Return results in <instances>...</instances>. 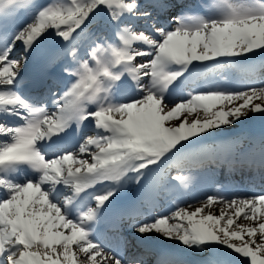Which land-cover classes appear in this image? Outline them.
Listing matches in <instances>:
<instances>
[{
	"label": "snow or ice",
	"instance_id": "snow-or-ice-1",
	"mask_svg": "<svg viewBox=\"0 0 264 264\" xmlns=\"http://www.w3.org/2000/svg\"><path fill=\"white\" fill-rule=\"evenodd\" d=\"M257 55L264 0H216L204 15L179 0H0V264H264V193L216 191L134 221L144 251L127 257L98 236L121 199L134 219L207 163L232 167L233 145L209 141L264 124V79L197 82ZM32 60L52 83L28 95ZM180 82L192 86L174 93ZM73 132L72 150L46 151ZM243 162L264 174V147Z\"/></svg>",
	"mask_w": 264,
	"mask_h": 264
},
{
	"label": "bare ground",
	"instance_id": "bare-ground-1",
	"mask_svg": "<svg viewBox=\"0 0 264 264\" xmlns=\"http://www.w3.org/2000/svg\"><path fill=\"white\" fill-rule=\"evenodd\" d=\"M202 1H204V3H207L208 2V1L206 2V0H202ZM210 1L213 2L214 0H210ZM179 2H180L181 5H189V4L192 3V1H190V0H179ZM190 8H192V7H190ZM208 12H209V10H204V9L199 10V11H194L193 10V12L191 11L190 15H192V14H194V15H204L205 13H208ZM95 31H96V29H93L91 32H95ZM16 51L18 52V49ZM14 55H15V53H14ZM261 61L262 62L260 64H257L256 67L254 68L253 72H251V73H247V74L245 73V75H244V72H242V71H240V72H237V71H228V72L231 75H234V73L235 74L236 73H238V74L242 73V75L244 77H241V78L238 75H234L235 76V79H236V82H238V81L241 82L242 80L245 81L248 77H250V78L253 79V81H254V79L255 80L257 79L254 83H258L259 80H261V77H262L261 74L264 75V59L262 58ZM226 74L227 73L225 71V72H223L222 76H226ZM262 79H264V78H262ZM208 81H212V80H208V79H205L203 77L197 83L203 84L204 85V88H207L209 86L208 83H207ZM213 81L218 83L219 82V78L218 79H214ZM176 85H177V87H191L192 86L191 83H186V82L177 83ZM203 85H201V86L203 87ZM221 86L229 87V84L227 86V83L224 82V84H221ZM240 129H241V127H240ZM236 137H238V136H236ZM216 143H219V139H216ZM243 144L246 145V146H243V145L242 146L245 147L248 150L238 148L237 146H234L233 147V152H234V155L236 157V162L234 163V165H232L231 168H229L228 165H226V167H224L223 169L221 167H219L220 169L219 168H216L217 177L216 176H212V175H210V176L207 177V174H205L204 175V178H205L204 183H200V180L198 178H196L195 180H193V181H196V184L195 185H197V187H198L199 190H202L203 187L205 186V189H203V191H200V193L206 192V191H207V193H208V191H210L211 193L212 192L214 193L216 191H221L225 195H228V194L232 193L233 190L235 189V190H237V194H240V195H250V194H253L254 191H257V190H260L261 188H264V180L261 179V176L264 175V174H262L256 167H251L247 163H244L243 162L247 158V156L250 154L251 150H253L254 148L251 145L247 144L246 141L243 142ZM236 164L238 166H240V164H246L250 168H248V170H243L242 171L241 169H239L238 166H236ZM208 165L213 166V168H214V166H217V164H214V163H211V162H209ZM239 171H242L243 173L241 174V176H237V177H240V179H241V182L238 181V184H242V182H243V187H238L239 186L238 184H235L236 186H234V184H233V179L236 178V175L239 173ZM217 178L220 181H223V182H224V180H226L225 183H227L228 186L227 187L224 186L225 189L222 188V190L214 189V187H217V186H215V182H216ZM188 188L191 189L190 186ZM242 189H245L250 194H247V192H245ZM162 199H160V200H162Z\"/></svg>",
	"mask_w": 264,
	"mask_h": 264
},
{
	"label": "rangeland",
	"instance_id": "rangeland-1",
	"mask_svg": "<svg viewBox=\"0 0 264 264\" xmlns=\"http://www.w3.org/2000/svg\"><path fill=\"white\" fill-rule=\"evenodd\" d=\"M190 1H192V3L189 4V5H181L182 8L185 11H188L189 14L191 13V11L193 12V10L194 11H199V10H202V9L208 10V5L210 3L216 2V0H214L213 2L210 1V0H206V2L208 1L207 3H204V1H202V0H190ZM190 7H192V8H190ZM179 11H180L179 9L176 10L177 14H179ZM192 15H194V14H192ZM169 19H170V17H169ZM164 22H165L164 20H161V23H164ZM235 75H238L240 78L241 77H244L242 75V73H240V74L236 73ZM244 75H245V73H244ZM261 76H262L261 79L264 78V75L263 74H261ZM218 77H220L219 82H221V80L223 79V77L220 76V75ZM256 80L254 79V81H253L252 78L248 77L245 81L242 80L240 86H237V87H243L244 83H249V82L250 83H254ZM228 81L229 80L226 81L227 85L229 84ZM240 127H241V129H240ZM225 131L235 132L238 135V137L243 138L247 142V144L254 145V147H256V149L259 147V144L261 145V147H264V124H261L257 120H252V121L249 120L245 124H242V125L241 124H238L237 127L230 128V129H226ZM224 132H222V133H224ZM253 134H256V136L255 137H252V136H254ZM231 140L233 141L232 137H231ZM244 140H242V141L245 142ZM205 166L202 167V168H200V169L194 170V172L192 173L196 178H198L200 180V183H204V181H205L204 175L205 174H207V177L210 176V175L217 177L216 168H219V167L214 166V168H213V166L208 165V163ZM173 174L174 175L176 174V170H173ZM225 181L226 180H224V182L223 181H220L217 178V180L215 182V186H217V187H214V189H218V190H222V188L225 189L224 186H226V187L228 186V184L225 183ZM238 181L241 182V179H240V177H237V175H236V178L233 179L234 186H236L235 184H238ZM195 184H196V181H192L188 185V186L191 187V189H189V191L186 193V195H187V196H185L186 199L183 200L181 203H179V205L186 207L189 203H191L193 205V208H194L196 206H199V203L204 199V197H205L206 194H213V192L211 193L210 191H208V193H207V191L200 193V191H203V189H205V186L203 187L202 190H199L198 187H197V185H195ZM238 185H237L238 187H243V182H242V184H238ZM242 190H244L245 192H247L245 189H242ZM254 193H264V188H261L260 190L254 191ZM247 194H250V193L247 192ZM179 198H180V196L177 199H179ZM158 202H160V201H158ZM164 203L165 202H163L162 205H164ZM174 210H175V208H172L169 211L161 212L160 214H168L170 211H174ZM213 211H214L215 214H218L219 207L217 206L216 208L213 209ZM147 213H148V211H147ZM156 213H157V215H159V211H157ZM125 230H130V229H129V227H126ZM104 245L106 247L108 245H111L112 247H117V245H120V248H121L120 255L125 256V257H127V255H129V254L132 253L131 252V249L128 248V246L131 245V242L130 241H127L125 239H118V237H116L114 239V241L112 240L110 243H107V244L105 243Z\"/></svg>",
	"mask_w": 264,
	"mask_h": 264
}]
</instances>
